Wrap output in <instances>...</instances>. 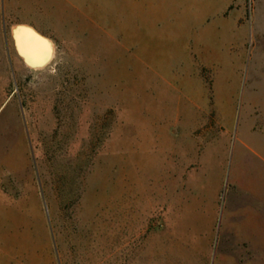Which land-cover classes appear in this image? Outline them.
I'll return each instance as SVG.
<instances>
[{
  "label": "rangeland",
  "instance_id": "1",
  "mask_svg": "<svg viewBox=\"0 0 264 264\" xmlns=\"http://www.w3.org/2000/svg\"><path fill=\"white\" fill-rule=\"evenodd\" d=\"M0 264H264V0H0Z\"/></svg>",
  "mask_w": 264,
  "mask_h": 264
},
{
  "label": "bare ground",
  "instance_id": "2",
  "mask_svg": "<svg viewBox=\"0 0 264 264\" xmlns=\"http://www.w3.org/2000/svg\"><path fill=\"white\" fill-rule=\"evenodd\" d=\"M34 31L28 28H22V27L16 28L14 30V38L17 43V48L19 50V53L23 56L24 60L27 62L28 65L34 66V67H44L45 65L49 64V62H51V60L53 59L54 48L50 41L43 39V36L40 37V35L35 34L36 31L35 32ZM94 134L96 135L97 133H94Z\"/></svg>",
  "mask_w": 264,
  "mask_h": 264
}]
</instances>
